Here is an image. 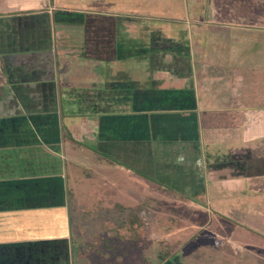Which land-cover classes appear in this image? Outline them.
I'll use <instances>...</instances> for the list:
<instances>
[{
    "label": "crops",
    "instance_id": "0c3cea01",
    "mask_svg": "<svg viewBox=\"0 0 264 264\" xmlns=\"http://www.w3.org/2000/svg\"><path fill=\"white\" fill-rule=\"evenodd\" d=\"M51 1L0 0V264L59 262L60 257L56 259L60 251L65 254L62 259L65 264H71L75 256H93H81L78 250L85 240L75 244L71 234L72 200L78 197L80 185H77L74 171L70 170L81 166L74 152L84 154L83 150L88 147H80L65 136V129L71 130L60 124L61 101H66L69 108L73 95L77 93L94 89L102 95L109 92V88H116V92L131 90V108L101 116L97 136L99 150L114 153L119 159L125 158L130 165H143L144 161L139 160L147 150V163L151 168L153 164L156 166L158 158L171 161L162 165L164 171L169 172L166 177L171 179L169 175L174 176L170 181L181 175L175 174L178 170L174 161L169 160L174 156L179 157L180 165V160L193 156L195 159L199 157L201 162L212 158L218 164L225 159L234 160L228 158L231 152H234V157L237 155L235 152L239 151L241 157L240 152L243 156L249 152L254 156L252 163L264 167L262 145L259 156L254 151L256 148L246 145L254 138H264V98L261 103L252 100L249 88L239 92L237 98H232L234 80L210 81L217 85L219 98H214L213 94L210 99L217 108V111H211L214 114L210 113V116L223 127L225 125H221V121L229 119V127H225L229 135L236 126V116H241L242 130L239 127L233 134L241 135L242 139L237 141L232 135L231 139L222 138L223 128L211 126L219 136L207 141L205 131L208 127L204 124L205 114L211 108L204 97L208 85L205 72L208 61L215 74L217 71L218 75L222 72H230L236 77L240 75L241 86L250 85L252 70L264 69V0H251L253 11L234 18H225L224 15L222 22L215 21L218 20L216 13H212V20H206L204 10L211 3L206 5L202 0L200 3L196 0L201 11L193 3L194 13L184 15L186 22L192 20L196 27L192 33L195 39L192 54L195 56L191 59L172 57L171 50L165 47L161 51L158 47H151L150 40L155 36L151 30L146 35L142 34V38L138 31L135 34L133 30L136 28L131 24L139 23L141 19L142 22L148 21V17L140 19L139 15L119 14L113 9L95 11L84 7L87 6L84 4L71 12H60L54 11ZM239 4L235 0L229 6ZM244 4L248 6L249 3ZM184 9L188 11L187 3ZM76 10L78 13L74 12ZM133 37L146 39L144 46L147 45L151 51H137L138 47L132 41L128 49L119 46L125 39ZM143 53H147L144 60L140 59ZM156 53L163 54V63L150 62L149 55ZM84 60L93 62L88 65ZM141 64H144L142 68ZM140 69H147V76L151 75L143 88L133 83L139 81ZM71 77L79 80L81 89L74 87L71 82L75 78ZM98 78L104 79L99 82ZM129 81H132L130 86ZM261 81L264 85V79ZM223 86L227 89L221 92L219 87ZM102 87L106 90L103 91ZM224 102L228 103L226 107L220 106ZM140 103L145 104L143 108L136 107ZM44 116L47 117L45 120L38 119ZM50 130L54 133L52 137H48ZM27 133L33 135V139L26 137ZM177 150L180 153H175ZM105 155V159L111 161L109 155ZM246 166L250 171L252 164ZM121 167L122 164H113L115 169ZM199 167L201 169L202 164ZM152 170L162 171L156 167ZM203 172L201 169L202 183L206 182ZM247 175L249 177L243 179L227 178L223 183L231 189L245 179L264 181L261 171ZM241 227L250 236L257 237L251 236L259 240L254 244L264 242V233L245 225ZM227 243L226 251L220 250L219 255L234 254L239 250L236 248H247L241 241L229 239ZM41 246L44 249L46 246L62 249L46 260L44 255L40 257L42 253H37L41 252L38 249ZM256 264H264V258Z\"/></svg>",
    "mask_w": 264,
    "mask_h": 264
},
{
    "label": "rangeland",
    "instance_id": "374dc122",
    "mask_svg": "<svg viewBox=\"0 0 264 264\" xmlns=\"http://www.w3.org/2000/svg\"><path fill=\"white\" fill-rule=\"evenodd\" d=\"M68 1L71 4H65V2ZM199 1L200 0H198V3H200ZM202 1L205 2L206 5L211 3L209 6H206L204 10V13H206L204 14L207 18L206 20H212V13H216V19H218L215 20L216 22H222V19H224L222 16L224 15L225 18H234L237 17L238 14L244 15L246 11L250 13V11L254 10L251 0H243L244 2L242 0H236V3L240 4L234 5V7L229 6V4L232 2L234 3L235 0ZM177 2H179V6H181L182 4H186L187 0H184L182 3H180V0H93L92 2L91 0H53L51 1V6L55 9L54 11L60 12H71L73 8H76L80 4L81 6L84 4L87 5H83L84 7L88 9L91 7L95 11L120 9L122 12L130 11L136 15L149 13L148 16L144 17L150 18V22H142L140 18L141 20L139 23L131 24L136 28V30H133L135 34L139 32V36L141 35L142 38V34L146 35L149 30L153 31L155 36L150 40L153 45L151 47H155L157 43L160 46H167V37L170 35L178 37L183 41L181 37L183 35L185 39H190L192 53L194 54L195 39L192 33L196 30L195 22L192 20L186 22V19L183 18L185 27L187 28L184 33H181V31H184L183 28H180V33L170 32V29L167 28L168 25L163 24L157 26L159 24L156 25V23H154L156 17L162 18V16L169 15L170 18H174L175 20V18L183 17V14L186 15L187 12L183 9V6L182 8L173 9L176 8ZM192 2L197 4L196 6L201 11L196 0ZM245 2L249 3L248 6L244 4ZM74 12L78 13L77 10ZM150 24H154L156 28H153L152 26L154 25L151 26ZM179 26L181 27V24ZM167 29H169L168 32ZM131 41L134 42V45H137V51H143L147 47V45L146 47L144 46L146 39L138 40L137 37L125 39L123 42L124 44L119 46H124L125 49H128ZM125 49L124 51L126 52ZM147 49L149 48L147 47ZM161 49L160 47L159 50L161 51ZM144 58V55L141 54L140 59L144 60ZM175 61H177V59ZM92 62L93 61L84 60V63H88V65ZM206 65L205 72L208 75V85L206 90H204L206 91L204 92V97L206 100L205 103L211 106V108L209 112H206L204 118V124L208 127L205 131V139H207V141H212L213 138L219 136L216 129L212 127H218L220 125L218 120H214L210 116V113L217 111V108L211 104L210 99L213 97V94H215L214 98L216 97V99H219L217 98L218 87L217 85L214 86L211 82H217L219 80L224 81L230 78L231 81L234 80L232 98H237L240 95L239 92H242L245 88H249L251 99L260 102L263 101L264 98V85L261 81L264 79V69L257 71L252 70L249 80L250 85L241 86L243 84L239 80V78H242L240 75L237 74L236 77L234 74L230 75V72H222L218 75L217 71L215 74V71L212 70V64L209 63V61ZM142 66H144V64H141V68ZM195 68L196 67L193 65L194 75L197 76ZM140 70L139 75H141V77L139 81H134L133 83L139 84L141 85L140 87L143 88L142 85L146 83V80L150 79L149 76L151 75L147 76V69L146 71L143 69ZM151 72H149V74ZM259 77H261V79L258 82L257 78ZM103 79L104 78H98L96 80L102 82ZM131 82L132 81L128 82L129 86ZM71 83H74L75 88L81 87L79 86V80L77 78L72 79ZM124 84L125 82L122 83L123 86ZM102 89L103 91L106 90L104 87H102ZM109 89H107L109 92L106 91L104 92L105 94L102 95H99L94 89L77 93L73 95L74 97L70 103L71 107L69 108L67 107V103H65L66 101H61L62 117L60 124L69 127L71 130L66 136L73 139L78 146L88 147L87 150H83L84 154H81L82 152L80 153L79 151L74 152L75 158L81 166L70 170L71 172L74 171V175L77 177V185H80L77 190L78 197L76 200H72V207L74 208L71 213L73 219V223L71 224L72 239L75 244H78L82 240H85L89 234L95 233L97 228L96 223L102 221L107 216L105 209H114L115 201L121 202L127 206L134 204L139 199L136 193L142 194L140 198L142 201L144 198L143 195L150 196L154 199V201L144 202V204L149 206H147L141 214L146 221L147 237L142 245L132 241L126 242L124 247L127 249V252H125L121 261L117 262L113 259L106 260L99 255L86 258L75 256L71 264H256L260 258H264V253H262L264 252L262 250L264 249V242H259V245L255 243V246L254 242L259 241L258 239L254 240L257 237L251 235L254 237L253 239L241 227V225H245L256 230L258 233H264V181L260 182L259 180L255 182L254 180L245 179L244 182H237V187L231 189L226 187V184L223 183L227 178L243 179L244 177H249V175H247L249 172L254 174L261 171L264 173L263 165H254L252 163L254 161L252 153L246 152V156H243V152H240L242 154L241 157L238 151L235 152L237 155L234 157V152H231L232 154L228 156V158H235L234 160L225 159L218 164L217 161H212L211 157H209L211 159H208L210 162H205L204 159L203 162H201L199 157L195 159V156H193L194 158L188 157V160H180V165L178 164L179 157L175 158L176 156H174L169 160L174 161V166H176L175 169L178 170L175 174L181 173L180 177H176L177 180L175 181H170L173 175H169L171 179L165 176V174L169 172H165L162 166L164 162L169 163L171 161H165L163 159L158 160V158L156 166L153 164L151 168V165L147 163V150L143 151L140 157L141 159L139 160L140 162L144 161L143 165H130V161L128 162L125 158L119 159L114 153L112 154L107 153L105 150H99V138L97 136H99L98 132L101 116L109 112H125L133 106L132 96L130 94L131 90L126 89L127 91L125 92L121 89L120 92H116L118 91L116 88ZM226 89L225 86L222 88L219 87L221 92L222 90L226 91ZM215 104L219 106L217 103ZM227 104V102L220 103V106L226 107ZM144 105L145 104L140 103L136 104V107L143 108ZM45 118L47 117L44 116L38 119L45 120ZM236 119L237 121L234 129L230 127L232 129L230 135L227 130L228 128L225 129V127H229L227 125L229 119L225 118L221 121V125H225L224 127L220 126L223 128L222 131L224 130L222 138L231 139L230 136L232 135V138H236V140L238 138V140L242 139L240 137L241 135L235 136L233 134L234 131L239 130L238 128L241 127L243 122L241 116H236ZM240 130H242V127ZM48 135V137H52L54 135L53 131L50 130ZM25 136L33 139V135L30 133H27ZM248 143H246L247 147L251 144V147L256 148L254 151L259 156L260 145L264 148V138H254L251 143ZM101 151L109 155L111 161H107L105 159L106 155ZM175 153H180V150H177ZM250 155H252V157H250ZM101 161L103 166L100 165ZM233 162L235 163L233 164ZM159 163H161L160 166ZM199 163L202 164L203 168L201 167V169L202 172L204 171L203 177L206 180V182L203 181V183L201 182V169L199 167L201 164ZM249 163L252 164L250 171L247 170L249 167L246 166ZM113 164H122V167L120 169H115L113 168ZM153 167L154 169L155 167L156 169L161 168L162 171L158 173L152 170ZM137 172H143L154 179H159V181L169 188L153 187L135 174ZM149 172L152 175H150ZM91 180L94 181L91 182ZM241 183L243 184L241 185ZM88 205H92L95 208L99 207L101 215L94 218H86L83 214L82 207ZM80 206L82 207L80 208ZM127 212L122 214L116 213V217L124 220ZM229 239L241 241L246 244L245 246H247V248H236L239 249L237 253L227 254L223 252L227 255H219L220 250L226 251L227 246L225 245H228L227 241ZM164 241L176 243L178 247H180L179 251L168 260H163L159 255L161 244ZM251 248H253V250H250ZM38 249L41 252L37 253H42L40 257L44 255L47 260L57 255L56 251L61 250L62 247L46 246L44 249V246H41ZM122 249L124 248L122 247L121 250ZM17 250H19V248ZM255 254L257 256H255ZM59 257V262L49 261L46 262V264H65L62 262V259L65 258L63 251H60L56 260H59Z\"/></svg>",
    "mask_w": 264,
    "mask_h": 264
},
{
    "label": "trees",
    "instance_id": "16d2710c",
    "mask_svg": "<svg viewBox=\"0 0 264 264\" xmlns=\"http://www.w3.org/2000/svg\"><path fill=\"white\" fill-rule=\"evenodd\" d=\"M193 0H187L188 4V15H192L194 13V6L192 2ZM184 2V0H180V3ZM178 5V6H177ZM177 5L175 6L177 8L185 7V4H182L179 6V2H177ZM193 12H192V10ZM117 11V10H116ZM117 13H123L126 15H136L135 13H131L130 11H117ZM139 14V13H137ZM149 15V13H143L140 16V18H143L144 16ZM183 17L180 18H170V16H162L156 18V25L161 26L163 24L169 25L170 32H176L180 33L181 29L183 28L184 33L187 28L185 27V21L183 20ZM150 18H148L149 22ZM151 21V20H150ZM176 22V23H175ZM181 24V27L179 26ZM151 26L154 24H150ZM178 25V26H176ZM152 27H155L152 26ZM185 28V29H184ZM168 29V30H169ZM167 30V32H168ZM179 31V32H178ZM183 41H181L178 37H175L173 35H170L167 37V46H160L158 43L155 47H162V49L165 47L166 49L171 50L172 57L174 56H181V57H187L188 59H191L193 57L192 54V45L190 42V39L187 40L184 37ZM187 37V36H186ZM188 38V37H187ZM160 43V42H159ZM169 43V44H168ZM151 48V47H150ZM157 48V49H158ZM156 49V50H157ZM145 50L149 51L150 49L145 48ZM151 51V50H150ZM142 55L147 56V53H143ZM150 62L153 63H159V61H163V54H150ZM69 131L65 129V136L67 135ZM140 178H142L147 184L153 186V187H167L164 183L161 181L154 179L145 173L137 172L136 173ZM138 195L139 199L134 204L127 206L125 204H122L121 202L115 201L114 202V209H105V213L107 214L106 218H104L102 221H99L96 223V231L95 233L89 234L87 238L85 239V242L83 246H81L78 250L79 254L81 256H90V255H99L103 259H113L116 261H121L123 259V255L125 252H127V249L124 247L125 243L128 241L137 242L139 245H142L145 242V239L147 237V231H146V221L142 217V212L147 208V206L144 204L146 201H154V199L150 196L143 195V201L140 200L141 195L140 193H136ZM153 206V205H151ZM83 214L86 218H94L98 215H101V210L99 207L95 208L92 205L84 206L82 208ZM128 211V212H127ZM124 212H127L125 215L124 220L118 219L116 217V213L122 214ZM161 251L159 253L160 257L163 260H168L172 256H174L180 249L178 247V244L171 243L169 241H164L161 244ZM124 248L121 250V248Z\"/></svg>",
    "mask_w": 264,
    "mask_h": 264
}]
</instances>
